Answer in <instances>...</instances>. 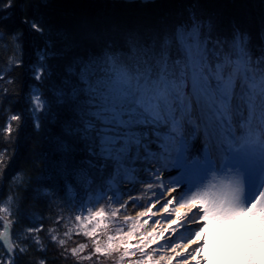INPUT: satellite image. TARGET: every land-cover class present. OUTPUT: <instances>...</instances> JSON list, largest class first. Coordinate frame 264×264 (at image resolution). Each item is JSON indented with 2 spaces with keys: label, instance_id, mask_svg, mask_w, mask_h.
Masks as SVG:
<instances>
[{
  "label": "snow or ice",
  "instance_id": "obj_1",
  "mask_svg": "<svg viewBox=\"0 0 264 264\" xmlns=\"http://www.w3.org/2000/svg\"><path fill=\"white\" fill-rule=\"evenodd\" d=\"M107 7L68 17L53 0H0V52L10 64L0 68V129L11 137L15 125L18 138L30 126L33 166L41 164L35 186L31 176L16 186L20 201H63L75 231L51 239L77 264H208L212 209L264 206V0ZM27 37L37 42L31 68L17 56ZM20 67L36 83L17 109L8 85ZM8 152L0 150V178ZM157 216L166 228L154 226ZM64 221L58 214L55 223ZM0 226V264H23L42 229L9 243V224ZM71 236L87 242L69 249ZM158 237L171 255L154 258Z\"/></svg>",
  "mask_w": 264,
  "mask_h": 264
},
{
  "label": "trees",
  "instance_id": "obj_2",
  "mask_svg": "<svg viewBox=\"0 0 264 264\" xmlns=\"http://www.w3.org/2000/svg\"><path fill=\"white\" fill-rule=\"evenodd\" d=\"M144 1H128V0H53V3L58 5V11L62 13L64 16L72 17L75 15L80 14H93L97 12L103 11H112L108 5L113 3H124V4H139L143 3ZM151 2V1H149ZM253 4L258 3V0H251ZM24 10L27 11V3L24 4ZM124 11H133V9H122ZM5 46L0 44V49H3ZM37 42L33 41L31 37H27L25 44L23 45V51L21 53L19 46L17 47V56L23 57L25 64L28 65L29 68L33 64L37 62ZM0 57H3V60L0 61V68H3L5 72L10 70V64L8 63V53L7 52H0ZM53 64L58 63V61L53 60ZM13 78L15 79L16 83L14 85H8V88L12 95L19 98L25 96L27 90L30 86L35 84L36 82L32 81L30 77L27 75L26 69L24 67H20L17 69L12 70ZM0 87H4V85L0 84ZM43 91V89H41ZM12 105L5 104L3 116L10 115L9 108ZM17 109L24 107V101L19 100V103L15 104ZM3 123V119L0 118V124ZM19 144V150L15 148L16 144ZM8 148L9 152L5 156V159L8 157H12L11 161L9 162L8 166L3 168V175L0 178V194H4V201L8 197H15V200L18 204V207L23 211V214L19 213L17 216H10V219H5L3 214L0 211V222L8 223L10 227L11 233V243H19L17 242L16 236L17 234L21 233L24 227H35L37 226L36 223L27 221V216L31 214L33 210H38L39 215L41 217L51 218L53 217L50 210L46 209V203L38 201L36 198L32 196H28L23 202L20 201V196L23 194V188H17L16 186L19 185L13 177H17L20 174L28 178L31 176L33 178V186H35V178L39 175V168L41 164L39 161H36L35 167L33 166V149L36 148V140L32 138V130L30 126H26L20 130L19 137L17 138V134L15 132V125L14 131L11 137H8L6 134L3 133V130L0 129V150ZM24 170L21 173V170ZM27 179L20 184L26 182ZM0 203V209H1ZM19 210V212H21ZM45 210V211H44ZM48 211V212H47ZM26 218V221L24 219ZM3 227L0 226V230ZM44 232H47V228L44 227ZM43 233V232H42ZM29 251L27 254L26 259L23 261V264H38L39 259L46 258L48 264H74L73 261L70 259L69 261L65 258L64 255L61 254V251H53L49 246H46L45 251H38L36 244L30 243ZM53 251V252H51ZM2 252V250H0Z\"/></svg>",
  "mask_w": 264,
  "mask_h": 264
},
{
  "label": "rangeland",
  "instance_id": "obj_3",
  "mask_svg": "<svg viewBox=\"0 0 264 264\" xmlns=\"http://www.w3.org/2000/svg\"><path fill=\"white\" fill-rule=\"evenodd\" d=\"M26 179L25 176L20 174L15 181L20 184ZM93 199H99V194ZM62 203L63 201H55L52 205L46 204V209L50 210L53 215L51 218H48V216L41 217L38 210H33L27 216V221L37 224L35 228L42 229L29 240L30 243L36 244L38 251H41L42 248L45 251L47 245L49 249L51 248L55 252L62 251L59 244L52 241L51 236L57 235L59 238L64 239L66 228L72 227V230L75 231L69 219V211L59 206ZM4 207H8L9 212L1 211L3 217H13L19 215V213L23 214L13 197H8L1 204V209ZM58 214H62L65 217V221L60 225L55 223ZM24 221H26V218ZM210 224V235L212 236L213 244L209 252L208 264H264V206L255 211L248 209L241 214L237 208L230 207L225 202L212 209ZM44 227L47 228V232H44ZM27 228L29 227H24L21 233L17 235L23 238V233ZM0 231H4V229ZM36 239H39V244L36 243ZM15 240L20 243L19 240ZM74 242L86 243L87 241L83 237L71 236L66 239L69 249L75 246ZM70 259L74 264H77L76 260L67 257L68 261ZM83 264H90V262L84 261ZM107 264H112V261H107Z\"/></svg>",
  "mask_w": 264,
  "mask_h": 264
},
{
  "label": "bare ground",
  "instance_id": "obj_4",
  "mask_svg": "<svg viewBox=\"0 0 264 264\" xmlns=\"http://www.w3.org/2000/svg\"><path fill=\"white\" fill-rule=\"evenodd\" d=\"M137 195H141V194L138 193ZM139 202H143V203L146 204V200L143 199V198H142V200L139 201ZM97 207H99V205H97ZM139 210H140V209H136V211H139ZM124 214H125V213H122V214H121V219L123 218V215H124ZM126 214H127V215H135V212L133 211V209L129 208V209L126 210ZM155 218L161 220V224H160V225H154L155 227H157L158 230L161 229V228H166V227H167V223H166V221H164V219H163L162 216H157V217H155ZM149 224H151V221H149ZM129 226H130V225H129ZM149 230H150V229H149ZM142 231H143V230H142ZM187 235H188L187 232H181L180 236H177V237H176L177 242H182V240H181V236L184 237V238H186ZM166 237H167V238H171L168 234H166ZM167 238H159V237L157 238V244L154 245V247L157 248V254L154 256L155 259H158L160 255H164V254L171 255L170 252H167V249H166V248H165V249H160V248H159V245H162V244H166V243H167ZM8 242L11 243L10 240H9ZM218 244L220 245V243H218ZM173 264H175V262H173Z\"/></svg>",
  "mask_w": 264,
  "mask_h": 264
},
{
  "label": "water",
  "instance_id": "obj_5",
  "mask_svg": "<svg viewBox=\"0 0 264 264\" xmlns=\"http://www.w3.org/2000/svg\"><path fill=\"white\" fill-rule=\"evenodd\" d=\"M128 1H137V0H128ZM138 1H144V0H138ZM149 1H151V0H149Z\"/></svg>",
  "mask_w": 264,
  "mask_h": 264
}]
</instances>
